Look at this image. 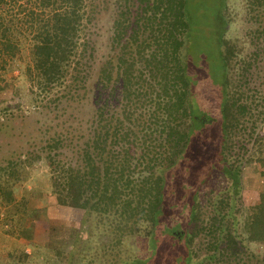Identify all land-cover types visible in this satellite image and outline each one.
I'll return each instance as SVG.
<instances>
[{"label":"trees","instance_id":"1","mask_svg":"<svg viewBox=\"0 0 264 264\" xmlns=\"http://www.w3.org/2000/svg\"><path fill=\"white\" fill-rule=\"evenodd\" d=\"M230 2L118 0L103 36L95 33L97 0H0V80L19 65L28 45L23 74L29 93L48 97L45 109L64 127L40 131V144L32 140L31 150L22 146L0 161L7 214L21 206L27 215L14 189L44 161L54 202L87 217L86 233H71L76 241L69 264L87 254L88 264H153L164 257L160 240L166 236L187 250L184 264H264V194L254 208L262 221L251 236L240 232L244 166L253 160L264 165V90L253 80L264 29L249 26L243 41L231 37ZM244 5L254 15L264 0ZM194 72L218 85L217 103L198 97L200 75ZM83 110L89 116L80 118ZM216 125L218 150L210 160L205 151L214 139L209 128ZM192 143L201 149L196 159L209 164L196 181L175 186L169 176L188 158ZM190 168L185 172L195 173ZM215 173L218 189L202 196ZM83 236L86 252L79 245ZM137 240L145 244L139 254L130 244Z\"/></svg>","mask_w":264,"mask_h":264},{"label":"rangeland","instance_id":"2","mask_svg":"<svg viewBox=\"0 0 264 264\" xmlns=\"http://www.w3.org/2000/svg\"><path fill=\"white\" fill-rule=\"evenodd\" d=\"M105 1L97 0L99 5L97 11L98 22L96 23H98V26H96L95 30L97 35L102 34L103 36L111 29V22L118 0H108L109 5H106V9ZM230 4L235 6V10L230 12L234 18V24L231 26L232 29L230 31L231 37H239L243 41L249 26L253 31L264 29V7L259 9L254 15L248 16L244 0H231ZM251 17L256 19L253 20L254 24L246 22ZM203 29L205 34L210 36V27L206 26ZM106 39L107 37H102L100 40L105 42ZM102 51V53L96 54L99 59L97 58V62L95 61V69L91 74V80H95L100 65V56L106 52ZM19 59L18 63H15V65H19L15 66L14 71L6 73L4 76L6 80H0V86H8L5 91L0 92V124L6 123L0 127V161L22 152V146H26L25 148L31 150V146L40 144L41 139L38 137L42 136L41 133L46 130L50 129L51 134L57 131H64V127L62 129L58 127L61 121L55 119L52 109H45L44 107L47 104L48 97L46 98L44 94L37 97L29 93L30 84L27 77L23 74L24 68L30 61L28 45L24 46ZM196 73L200 75L196 77L200 81L195 89L200 94L198 97L204 98L202 99L203 101L206 99L208 105L217 103L220 97L218 85L208 77V81H203L200 72H194V74ZM253 80L260 86V90H264V51L253 68ZM200 105L203 108H209L205 103ZM87 110H91V107L88 106ZM86 111L83 110V115H80V118L89 116L87 114L90 111ZM74 112V110H69L66 114H74ZM67 118V116L64 117V119ZM75 126H77L76 123ZM209 129L214 139L212 141L208 140L205 154L207 156L209 154L208 158L211 160L218 150L219 132L217 125L214 126V129L213 126ZM262 132L264 133V124ZM48 136L50 135L47 134L46 138ZM32 140H34V144H31ZM198 149L192 143L187 155L188 158L180 163V169L172 175L170 174L169 178L173 185L183 184V181L190 178L192 179L190 182L196 181L198 176L202 175L205 166L209 164V160L207 161V158L205 160L202 158L196 159L197 154L202 155L199 145ZM188 166H191L195 173L187 174L185 169ZM33 168L34 171L31 172L33 178H30L16 191L14 189L17 201L28 208L27 215L22 213L23 208L21 206L18 208L20 210L18 214H16L18 209L16 211L13 208L12 213L14 215H8V210L0 195V264H32L31 261L33 264H69V260H67L68 257L71 258L69 250L76 241V237H72L71 234L74 233L73 229H78L77 234L81 236L82 232L86 233L85 224L87 217L85 211L57 205L49 191L50 182L47 174L50 169L48 165L42 161ZM218 178L220 179L218 174L215 173L213 179L203 187L202 196L220 185ZM242 182L244 204L240 216V232L245 237H249L253 234L254 226L262 221V217L254 213V208L261 202V195L264 194V165L257 160L246 163ZM138 241H130V244L132 243L136 248L134 251L137 254L144 251L145 245L141 242L138 243ZM160 241L164 257L158 258L153 264H184L187 250L182 244L174 246L168 240V236L163 237ZM33 244H36V246L34 245V247ZM130 244L126 247L131 248ZM79 245L86 252L88 244L85 237ZM253 248L255 247L253 246ZM255 250L258 252L257 248ZM58 252H65V255H59ZM26 254H30L32 259H25ZM86 256L85 261L81 258L80 260L75 258L74 263L88 264V254Z\"/></svg>","mask_w":264,"mask_h":264}]
</instances>
